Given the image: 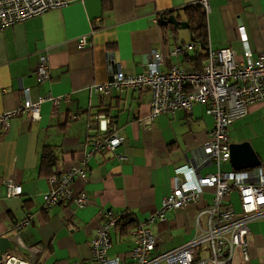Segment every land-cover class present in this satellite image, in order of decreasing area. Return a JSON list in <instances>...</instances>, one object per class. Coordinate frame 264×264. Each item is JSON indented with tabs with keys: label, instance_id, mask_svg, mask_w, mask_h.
I'll return each instance as SVG.
<instances>
[{
	"label": "crops",
	"instance_id": "obj_1",
	"mask_svg": "<svg viewBox=\"0 0 264 264\" xmlns=\"http://www.w3.org/2000/svg\"><path fill=\"white\" fill-rule=\"evenodd\" d=\"M68 1L63 8L0 32V113L19 109L26 87L34 101L47 94L61 98L57 104L42 103L38 119L26 114L13 117L5 134H0V237L15 243L6 254L30 264H87L104 213L127 210L136 222L123 220L112 230L108 255L130 262L137 224L162 206L172 190L176 167L191 162L203 175L217 171L215 165L203 164L202 152L214 119L202 104L192 111L152 116L149 90L125 88L103 95L96 88L109 82L118 68L127 74L142 72L152 50L163 55L164 69L174 64L201 67L206 58L197 67L193 60L197 49L173 54L175 48L192 43L191 31L165 29L159 21L165 12L182 11L197 0ZM207 20L211 48L230 47L243 59L239 32L243 26L253 60L264 52V0H210ZM82 36L89 42L80 48ZM43 55L49 60L51 78L39 82L36 70ZM103 115L125 142L115 153L90 155V139L107 134ZM230 137L231 143L250 142L264 166V102L252 104L231 125ZM50 149L54 163H43V153ZM83 167L87 177H76L73 186L88 193L89 203L59 204L46 211L49 178ZM222 170L235 169L227 162ZM7 182L22 185V195L9 196ZM213 196V190H207L200 204L173 210L167 220L152 225L159 238L157 251L190 241L200 208ZM228 199L240 212L238 192ZM29 217L31 223L17 230ZM206 221L204 215V225ZM251 230V259L244 263L238 253L236 264H264V218L253 221ZM206 248L201 247L198 256H206Z\"/></svg>",
	"mask_w": 264,
	"mask_h": 264
},
{
	"label": "built area",
	"instance_id": "obj_2",
	"mask_svg": "<svg viewBox=\"0 0 264 264\" xmlns=\"http://www.w3.org/2000/svg\"><path fill=\"white\" fill-rule=\"evenodd\" d=\"M68 3V0H0V32L18 22L63 8ZM196 3L209 12L210 0H197ZM239 32L244 45V58L241 60L230 47L213 49L209 46L206 60L200 68L174 64L169 69H164L163 55L152 50L150 60L142 72L127 74L118 68L109 82L97 86L96 92L103 95L125 88L149 90L152 94V116L178 110L192 111L196 104L205 105L207 114L214 119V128L203 146V164L215 165L217 171L203 175L191 162L176 167L172 190L164 197L162 206L147 220L137 224L130 262L122 256L108 255L111 232L118 226L121 214L113 209L107 210L98 233L91 242V259L87 264H236L238 253L244 263L250 261L251 223L264 218V166L225 172L222 165L231 159V125L244 117L252 104L264 102V52L254 61L253 50L243 26L239 27ZM88 42V37L82 36L78 45L82 48ZM194 49L192 43L182 45L175 48L173 54ZM36 74L39 82L51 78L47 56L40 57ZM48 100L57 104L61 98L47 94L34 101L31 89L24 88L20 108L0 113V134H5L10 120L17 115L40 118L41 105ZM102 119L107 123L104 127L107 134L90 139V155L95 152L115 153L117 147L125 142V137L117 131L115 125H111L108 118L105 120V115ZM76 177H87L84 167L49 178L51 189L44 195L46 211L59 204L74 203L82 207L89 203L88 193L74 188ZM6 185L9 196L22 195V185L11 182ZM207 190H213L214 196L212 202L198 212L195 236L180 247L158 252L159 238L151 226L167 220L173 210L200 204ZM232 192H238L240 196V212L228 203ZM204 215L207 216L205 225L202 222ZM31 221L32 217H29L20 222L17 230ZM203 246L207 247V255L198 256V251ZM0 264L30 262L13 254H4Z\"/></svg>",
	"mask_w": 264,
	"mask_h": 264
},
{
	"label": "trees",
	"instance_id": "obj_3",
	"mask_svg": "<svg viewBox=\"0 0 264 264\" xmlns=\"http://www.w3.org/2000/svg\"><path fill=\"white\" fill-rule=\"evenodd\" d=\"M175 15L177 19L181 21H187L189 23V30L192 34V44L196 47V55L193 60L196 62L197 67H199L203 60L207 57V50L209 48V30H208V13L204 7L198 3H193L187 5L182 11H168L161 15L159 18L160 23L166 29L169 28L172 31L177 30L174 25L167 22L169 16ZM200 68V67H199ZM54 163L53 151L46 150L43 153V163L46 162ZM121 214V219L118 223H122L123 220L129 221V223H135V219L132 218V213L127 212V210L117 211Z\"/></svg>",
	"mask_w": 264,
	"mask_h": 264
},
{
	"label": "water",
	"instance_id": "obj_4",
	"mask_svg": "<svg viewBox=\"0 0 264 264\" xmlns=\"http://www.w3.org/2000/svg\"><path fill=\"white\" fill-rule=\"evenodd\" d=\"M167 22L174 25L178 29H189L187 21L177 19L175 15L169 16ZM231 164L235 170H243L261 166V160L257 152H255L250 142L231 143ZM15 243L8 237H0V261L6 254L8 248Z\"/></svg>",
	"mask_w": 264,
	"mask_h": 264
},
{
	"label": "rangeland",
	"instance_id": "obj_5",
	"mask_svg": "<svg viewBox=\"0 0 264 264\" xmlns=\"http://www.w3.org/2000/svg\"><path fill=\"white\" fill-rule=\"evenodd\" d=\"M182 30H186V29H182Z\"/></svg>",
	"mask_w": 264,
	"mask_h": 264
}]
</instances>
